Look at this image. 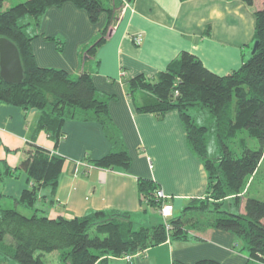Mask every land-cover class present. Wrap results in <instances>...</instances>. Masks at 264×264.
Listing matches in <instances>:
<instances>
[{"label": "trees", "instance_id": "16d2710c", "mask_svg": "<svg viewBox=\"0 0 264 264\" xmlns=\"http://www.w3.org/2000/svg\"><path fill=\"white\" fill-rule=\"evenodd\" d=\"M5 1L0 0V37L18 47L24 79L8 84L0 76V105L24 111L36 109L40 113L36 130L44 131L56 143L64 138L67 121L96 122L103 127L112 150L100 159L88 158L89 164L100 169L129 167L131 157L110 115V97L98 93L88 71L72 76L62 69L40 67L32 49L35 36L27 31L31 21L39 25L49 8L67 2L86 11L93 23L106 13V26L81 51L82 56L91 58L110 35L123 0H26L3 10ZM243 1L251 7L256 3ZM254 14V43L258 42V47L238 70L218 75L195 55L182 52L154 79L139 75L126 80L138 112L158 118L179 112L188 146L208 174L204 198L190 200L182 215L169 220L170 229L164 222L137 228L130 214L121 211L98 210L83 216L52 218L38 205L42 199L56 202L65 159L32 145L15 169L0 160V202L4 198L2 182L25 172L31 186L13 200L16 205L33 209V214L26 216L0 204V264H45L44 255L55 251L64 264H116L119 260L135 264L134 259L128 261L126 257L144 254L168 240H200L193 230L202 227L232 232L244 243L253 262L249 264H264V200L251 196L255 183L264 184V6ZM192 108L198 110L197 116L190 113ZM211 134L221 150L217 156H210ZM250 141L258 146L250 148ZM138 189L142 197L160 207L155 197L159 188L153 181L140 179ZM43 191L48 193L42 195ZM242 204L244 212L240 211ZM196 264L222 263L202 259Z\"/></svg>", "mask_w": 264, "mask_h": 264}, {"label": "crops", "instance_id": "0c3cea01", "mask_svg": "<svg viewBox=\"0 0 264 264\" xmlns=\"http://www.w3.org/2000/svg\"><path fill=\"white\" fill-rule=\"evenodd\" d=\"M123 2L110 35L91 58L82 56L81 51L106 26V13L93 23L86 11L67 2L49 8L39 25L31 21L27 31L35 36L32 49L40 67L62 69L72 76L88 71L98 93L110 97V115L131 157L129 167L100 169L89 164L88 158L97 160L112 150L103 127L96 122L67 121L64 138L56 143L44 131L36 130L38 111L0 105V160L15 169L32 145L65 159L56 202L42 199L38 205L49 217L121 211L129 213L138 228L160 224L164 220L158 215L159 204L142 197L140 179L153 181L170 197L173 217L190 200L206 196L208 174L188 146L179 112L171 111L163 118L138 112L126 80L139 75L154 79L182 52L195 55L218 75L238 70L252 55L254 13L264 6V0H256L253 7L243 0ZM139 34L144 38L141 44L132 39ZM2 183L3 200L19 198L31 186L25 172ZM193 232L200 240H168L134 258L135 264H196L202 259L222 264L253 263L244 243L232 232L203 227Z\"/></svg>", "mask_w": 264, "mask_h": 264}, {"label": "rangeland", "instance_id": "374dc122", "mask_svg": "<svg viewBox=\"0 0 264 264\" xmlns=\"http://www.w3.org/2000/svg\"><path fill=\"white\" fill-rule=\"evenodd\" d=\"M26 0H6L4 3V7L3 10L10 8L12 6H15L19 3L25 2ZM108 2V1H107ZM106 2V3H107ZM29 19V17H27V20ZM255 44V43H254ZM253 44V46H254ZM253 46H252V50H253ZM251 50V52H252ZM190 113L193 116H197L198 114V110L195 108H192ZM31 114V113H30ZM257 143L256 141H250L249 143V147L254 149L255 147H257ZM208 147H209V152H210V156H217L218 153H220V147L218 145V142L216 140V136L214 134H211L209 137V141H208ZM233 148L237 150L238 146H234ZM264 184L258 183L254 185V188L252 189L251 192V196H255L261 200H264ZM1 205H3L6 208H15L18 211H20L21 213L25 214L26 216H31L33 214V209L30 208H25L22 205H16L13 199H7V200H3L2 202H0ZM243 212V210H242ZM183 211L181 212H176L174 217H178L180 215H182ZM158 215L161 217V215L158 213ZM162 218V217H161ZM163 220V218H162ZM138 228V227H137ZM142 255V254H141ZM138 255V256H141ZM136 256V257H138ZM135 257V258H136ZM45 264H64L61 261L60 255L58 251L52 252V253H46L43 257ZM14 264H17L16 262H14Z\"/></svg>", "mask_w": 264, "mask_h": 264}, {"label": "water", "instance_id": "95a60500", "mask_svg": "<svg viewBox=\"0 0 264 264\" xmlns=\"http://www.w3.org/2000/svg\"><path fill=\"white\" fill-rule=\"evenodd\" d=\"M257 47L258 42L253 46L252 54L255 53ZM0 76L8 84H18L24 79V69L18 47L5 37H0Z\"/></svg>", "mask_w": 264, "mask_h": 264}, {"label": "built area", "instance_id": "2783aa9c", "mask_svg": "<svg viewBox=\"0 0 264 264\" xmlns=\"http://www.w3.org/2000/svg\"><path fill=\"white\" fill-rule=\"evenodd\" d=\"M133 41L137 44H141L144 41V38L142 35H137L132 37ZM156 201L160 202V207L157 208L158 213L161 215V217L164 220V223L166 224V228L170 229L169 220L173 217V211L174 206L169 202L170 197L161 189H159L156 194ZM141 254H136L135 256H128L126 259L128 261L134 259L136 256Z\"/></svg>", "mask_w": 264, "mask_h": 264}]
</instances>
